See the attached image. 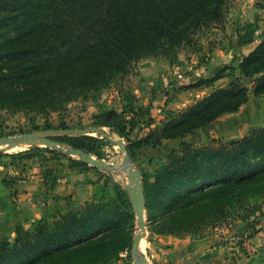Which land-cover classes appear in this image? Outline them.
<instances>
[{
	"label": "trees",
	"instance_id": "trees-1",
	"mask_svg": "<svg viewBox=\"0 0 264 264\" xmlns=\"http://www.w3.org/2000/svg\"><path fill=\"white\" fill-rule=\"evenodd\" d=\"M229 2L0 0V35L10 30L14 35L0 42V107L32 118L39 115L52 127V113L79 99L100 98L139 59L168 55L190 45L199 31L222 25ZM259 28L243 26L240 46L260 42L237 67L231 66L236 78L184 109L169 110L161 126L137 140L140 145L156 147L163 140L185 137L237 113L251 94L263 96L264 30L256 35ZM226 68H215L213 78L198 84L212 85L225 76ZM244 78L252 79V85ZM147 116L153 121L150 112ZM94 119L92 125L109 126L124 136L123 120L115 110L104 109ZM60 127L71 128L62 120ZM61 137L77 148L84 147L72 139L94 138ZM102 141L112 145L106 138ZM142 173L146 208L151 211L165 202L168 206L156 233L201 235L209 227L247 217L264 202V127L237 141L182 142L154 174ZM111 182L114 194L107 183L83 204L33 219L30 229L18 223L13 239L0 238V264H117L132 247L135 212L128 191Z\"/></svg>",
	"mask_w": 264,
	"mask_h": 264
},
{
	"label": "rangeland",
	"instance_id": "rangeland-1",
	"mask_svg": "<svg viewBox=\"0 0 264 264\" xmlns=\"http://www.w3.org/2000/svg\"><path fill=\"white\" fill-rule=\"evenodd\" d=\"M247 24L260 26L255 32L256 35L264 30V0H230L222 25L199 31L190 45L184 44L168 55H149L139 59L123 79L103 89L100 98L96 100L79 99L68 103L63 110L52 113L48 119L52 127L47 126L45 118L39 115L32 118L31 115L24 112L14 113L0 107V136H16L29 131L62 128L60 127L61 120L71 129L102 127L115 140L123 139L126 150L123 151L115 142L111 143L112 145L105 143L102 138L106 137L99 132L85 134L94 138L83 137L80 140L72 139V141L82 145L84 148L81 149L85 152L105 160L110 166H124L128 157L135 169L154 174L157 168L167 162V156L179 146L182 139L163 140V143L156 147L140 145L137 140L161 126V122L169 110L184 109L195 100L211 92L215 87L226 85L236 78L237 72L231 66L237 67L238 63L260 42V39H257L246 46L239 45V36L246 33L243 26ZM10 31L11 33L7 35L4 33L0 35V42L14 36L13 30ZM221 66L229 68L223 71L225 72L224 77L209 86L198 84L201 80L213 78L215 75L213 70ZM244 82L248 86L252 85L250 78H244ZM104 109L115 110L121 116L123 122L120 123V128L124 130V136L109 126L92 125L95 122V115ZM148 112H150L153 121L148 119ZM232 116L234 115H228V117ZM33 122L38 125L37 128L34 127L35 123L33 124ZM210 126L216 127V124ZM210 126L208 128L212 129ZM211 129L207 132L203 129L200 133H195L190 137L191 141L202 144V142H211L212 140L221 141V137L226 138V135H219V139H213ZM63 135L56 134L51 138L59 144H65L64 149H67L70 146L69 139L61 137ZM68 135L71 137L85 136L72 133ZM228 141L231 140L223 142ZM35 146L38 148H34ZM46 148L47 146L41 143L26 145L24 149L20 150L12 151L13 149H11L8 152L3 151L2 147L0 148V177H7L5 184L15 187L19 184V179L31 177L37 186V197L42 199L40 208L37 210L40 217L24 213L21 218L26 221V226L20 220L17 222V224H23L27 229L31 228L33 219L58 212L63 213L70 208L65 207V201L69 197L75 195L80 197V199L72 200L74 203L71 207L77 206L79 201L85 198L88 188L85 184H93L95 192L108 183V191L112 194L115 193L112 180L122 181L119 183L124 188L126 184H130L128 173L123 169L108 171L82 161L76 154L52 152ZM129 150L134 152V157ZM69 156L74 160L69 159ZM78 161L86 163V165L80 164ZM35 176H40L41 179L39 180ZM80 184L83 185L79 188L74 186ZM67 185H71V193L63 197V187ZM59 186L61 189L56 192ZM13 202L20 203L17 202L16 196L13 197ZM167 207L165 202L151 211L146 208L148 233L145 239H152L157 234L156 231L163 226L167 217L165 213ZM133 223L136 234V216ZM1 226L0 223V230ZM13 229L15 230V227ZM14 230H6L0 234V238L10 236L13 239L15 237ZM184 237H191L192 240L212 238V247L205 255L207 256L205 264H230L239 259L256 258L260 253H264V202L257 204L247 217L230 219L216 227L207 228L201 235ZM140 251L146 257L149 255L147 245L140 248ZM123 253L134 264L132 247L129 252L124 251ZM193 264H203V260L200 258L197 263Z\"/></svg>",
	"mask_w": 264,
	"mask_h": 264
},
{
	"label": "crops",
	"instance_id": "crops-1",
	"mask_svg": "<svg viewBox=\"0 0 264 264\" xmlns=\"http://www.w3.org/2000/svg\"><path fill=\"white\" fill-rule=\"evenodd\" d=\"M233 115L234 116L232 117L223 115L211 124H216V127L208 125L197 130L195 133H200L203 129L207 132L211 129L208 128L210 126L212 127L210 131L213 139H219V135H226V138L221 137V141H237L244 137V135L252 128L264 127V95L255 96L251 94L247 103H245L243 107ZM206 132H204V134ZM195 133L174 139H182L180 144L182 142H188L200 145L197 142L191 141L190 137ZM206 143L208 142H202V144ZM35 177L39 180L41 179L40 176ZM5 179H7V177H0V223L2 225L0 234H3L8 229L14 230L13 228L19 220L26 226V221H23L21 218L22 215L24 216V213H26V215L40 217V215L37 214V210L40 208V203L42 202V199L37 197V186L31 177H23L22 179H19V184L15 185V187L7 186L5 184ZM40 183L42 184V182ZM81 185L83 184L74 186L79 188ZM85 185L88 186L85 198L81 199L78 205L83 204L93 196L95 189L94 185H90V183ZM70 188L71 185L63 187V197L71 193ZM60 189V186L57 187L56 192L60 191ZM14 196H16L17 202L20 203L16 204V202H13ZM75 199H80V197H77L76 195L74 197H69L68 200L65 201V207L68 208L73 206L74 201L72 200ZM147 247L149 252V255L147 256L148 264H193L195 262L197 263L200 258L203 260V264H205L207 258L205 255L211 250L212 238L205 237L200 240H192L191 237L179 238L173 235L155 234L152 239H147ZM117 263L132 264V262L126 258L124 253L121 254V258ZM230 264H264V253H260L256 258L251 257L239 259Z\"/></svg>",
	"mask_w": 264,
	"mask_h": 264
},
{
	"label": "water",
	"instance_id": "water-1",
	"mask_svg": "<svg viewBox=\"0 0 264 264\" xmlns=\"http://www.w3.org/2000/svg\"><path fill=\"white\" fill-rule=\"evenodd\" d=\"M90 132H99L111 143L115 142L118 144L123 151L126 150V144L123 139L115 140L110 133L106 132L102 127H91L85 129H71V128H53L47 131H29L24 132L16 136H0V148L5 152L11 149L24 146L25 144H35L41 143L45 144L47 147H51L59 152H69L71 154H76L80 156L81 160L96 166L101 169H106L108 171H113L114 169H123L128 173V178L130 184H126L132 207L135 212L136 222H137V232L134 236L133 246H132V258L135 264H148L147 257L143 255L140 251V241L144 237H147V218H146V202H145V190L143 184L142 172L135 169L132 165L131 160L127 157L126 164L124 166H110L105 160L98 159L92 154L85 152L81 148H75L72 146L66 147L65 144H59L56 140L51 137L56 134H75V135H85ZM122 182V181H119Z\"/></svg>",
	"mask_w": 264,
	"mask_h": 264
},
{
	"label": "bare ground",
	"instance_id": "bare-ground-1",
	"mask_svg": "<svg viewBox=\"0 0 264 264\" xmlns=\"http://www.w3.org/2000/svg\"><path fill=\"white\" fill-rule=\"evenodd\" d=\"M26 145H29V144H25L24 146H20V147H17V148H14L12 151H15V150H20V149H24L26 147ZM140 248L144 247L147 245V239H145V237L143 239H141L140 241Z\"/></svg>",
	"mask_w": 264,
	"mask_h": 264
}]
</instances>
